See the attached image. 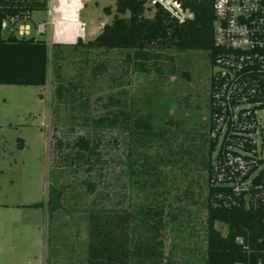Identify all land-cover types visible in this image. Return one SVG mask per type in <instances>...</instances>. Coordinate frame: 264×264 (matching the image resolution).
<instances>
[{
  "label": "rangeland",
  "instance_id": "1",
  "mask_svg": "<svg viewBox=\"0 0 264 264\" xmlns=\"http://www.w3.org/2000/svg\"><path fill=\"white\" fill-rule=\"evenodd\" d=\"M61 1L52 32L37 36L49 47L47 85H0V264H31L47 250L50 264H87L91 212L117 205L134 211L152 202L165 208L170 261L205 264L213 65L197 52H162L142 62L133 51L75 48L112 23L105 8L115 14L116 0ZM49 18L48 11L35 12L32 35ZM23 21H7L3 36L19 34ZM120 111L131 119L150 116L155 136L137 143L122 126L97 125ZM80 137L101 144L103 164L90 174L87 164L58 166V140L74 144ZM149 166L155 170L139 177L137 191L130 168ZM50 188L63 194L52 215ZM216 228L227 234L225 224Z\"/></svg>",
  "mask_w": 264,
  "mask_h": 264
},
{
  "label": "trees",
  "instance_id": "2",
  "mask_svg": "<svg viewBox=\"0 0 264 264\" xmlns=\"http://www.w3.org/2000/svg\"><path fill=\"white\" fill-rule=\"evenodd\" d=\"M177 1L193 14V18L181 23L160 5L153 7L154 16L148 18L146 13L152 7L145 1L116 0L115 14L111 8H105L107 15H113L112 23L105 24L95 39L87 43L80 40L74 47L133 51L142 62H149L162 52H197L204 54L213 65L218 53L214 44V0ZM48 4L49 0H0V85H47L51 62L48 43L37 36H20L14 31L4 37L3 30L7 21L24 20L22 25H28L33 21L35 12L48 10ZM58 93L61 96V88ZM113 101L117 104L116 100ZM209 108L211 132H214L215 115L220 111L214 109L211 100ZM97 125L122 126L137 143L155 136L150 116L131 119L124 111L112 118H101ZM220 135L216 138L211 136L205 164L208 171L205 264H264V206L248 208L245 204H236L226 207V197L234 195L213 182L215 163L229 145ZM100 147V142L87 137H80L74 144L58 140L57 148L61 152L58 166L87 164L90 174L103 164ZM130 169L131 179L136 185L140 184L139 177H150L155 170L151 166L139 171ZM147 183L148 180L143 182ZM86 184L90 192L96 191L94 182ZM141 186L137 185L136 190H140ZM62 195L60 189L50 188L48 209L51 215L61 210ZM216 223L225 224L227 234L218 230ZM165 228V208L159 202L139 205L134 211L118 205L95 210L88 217L87 264H175L165 254Z\"/></svg>",
  "mask_w": 264,
  "mask_h": 264
},
{
  "label": "built area",
  "instance_id": "3",
  "mask_svg": "<svg viewBox=\"0 0 264 264\" xmlns=\"http://www.w3.org/2000/svg\"><path fill=\"white\" fill-rule=\"evenodd\" d=\"M160 5L179 22L193 18L177 0H143ZM48 21L36 36L52 32L61 0H49ZM214 44L218 50L211 77L216 129L229 145L214 166L213 182L232 192L224 206H264V0H214ZM20 36H32L27 26ZM247 145L249 147H247Z\"/></svg>",
  "mask_w": 264,
  "mask_h": 264
},
{
  "label": "crops",
  "instance_id": "4",
  "mask_svg": "<svg viewBox=\"0 0 264 264\" xmlns=\"http://www.w3.org/2000/svg\"><path fill=\"white\" fill-rule=\"evenodd\" d=\"M6 23V22H5ZM39 24V23H38ZM37 24V25H38ZM36 25V26H37ZM4 26H5V24H4ZM21 26H27V27H29L30 29L33 27L32 25H30V24H28V25H21ZM33 28H35V27H33ZM33 33V32H32ZM34 33H35V31H34ZM20 35V34H19ZM32 36H36V34H34V35H32ZM44 206V204H42L40 207H37V208H34V209H38V208H41V207H43ZM49 261H50V257H49V252H48V250L46 251V252H44L43 254L41 253L40 255H38V256H35L34 257V259H32L31 260V264H50L49 263Z\"/></svg>",
  "mask_w": 264,
  "mask_h": 264
}]
</instances>
